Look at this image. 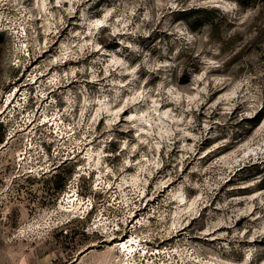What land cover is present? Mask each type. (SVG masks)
I'll use <instances>...</instances> for the list:
<instances>
[{
    "label": "rangeland",
    "instance_id": "rangeland-1",
    "mask_svg": "<svg viewBox=\"0 0 264 264\" xmlns=\"http://www.w3.org/2000/svg\"><path fill=\"white\" fill-rule=\"evenodd\" d=\"M0 264H264V0H0Z\"/></svg>",
    "mask_w": 264,
    "mask_h": 264
},
{
    "label": "trees",
    "instance_id": "trees-1",
    "mask_svg": "<svg viewBox=\"0 0 264 264\" xmlns=\"http://www.w3.org/2000/svg\"><path fill=\"white\" fill-rule=\"evenodd\" d=\"M45 175H46V174H44V176H45ZM59 175H60V174H59V173H57V174H55V175H52V177H51V178H52V179H53V178L55 179V178L59 177ZM67 233H68V231H67ZM67 235H68V234H67Z\"/></svg>",
    "mask_w": 264,
    "mask_h": 264
}]
</instances>
